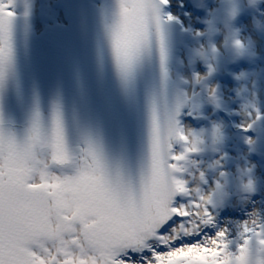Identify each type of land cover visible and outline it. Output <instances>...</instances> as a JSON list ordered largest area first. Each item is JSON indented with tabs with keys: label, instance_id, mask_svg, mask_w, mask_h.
I'll use <instances>...</instances> for the list:
<instances>
[{
	"label": "snow or ice",
	"instance_id": "6c2138e0",
	"mask_svg": "<svg viewBox=\"0 0 264 264\" xmlns=\"http://www.w3.org/2000/svg\"><path fill=\"white\" fill-rule=\"evenodd\" d=\"M248 5L0 0V264H264Z\"/></svg>",
	"mask_w": 264,
	"mask_h": 264
},
{
	"label": "bare ground",
	"instance_id": "6f19581e",
	"mask_svg": "<svg viewBox=\"0 0 264 264\" xmlns=\"http://www.w3.org/2000/svg\"><path fill=\"white\" fill-rule=\"evenodd\" d=\"M258 7L261 10V12H264V0H261ZM256 19L259 20L262 25H264V16L256 14ZM235 24L237 27H241V25H243V27L241 28L242 33L252 34L255 37H258L262 41H264V34H262L260 30H256L253 27V12L251 9L242 11L240 15L237 17ZM234 67L236 71H239L241 68L247 67V63L242 60L239 62L237 66Z\"/></svg>",
	"mask_w": 264,
	"mask_h": 264
},
{
	"label": "clouds",
	"instance_id": "9594fccd",
	"mask_svg": "<svg viewBox=\"0 0 264 264\" xmlns=\"http://www.w3.org/2000/svg\"><path fill=\"white\" fill-rule=\"evenodd\" d=\"M240 2H241L242 4H244V5H247L249 8L253 7L252 5H248V0H240ZM257 2H258V4H259V3L261 2V0H257ZM260 23H261V22H260ZM253 27H254V29H256V30H260V29L256 28L255 23H253Z\"/></svg>",
	"mask_w": 264,
	"mask_h": 264
}]
</instances>
